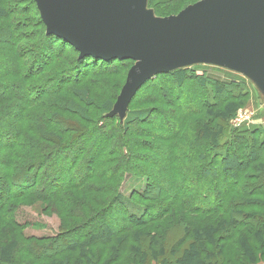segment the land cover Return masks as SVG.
<instances>
[{"label":"rangeland","instance_id":"obj_1","mask_svg":"<svg viewBox=\"0 0 264 264\" xmlns=\"http://www.w3.org/2000/svg\"><path fill=\"white\" fill-rule=\"evenodd\" d=\"M32 1L33 0H13L11 6L8 7L9 4L5 7L2 6L4 8L8 7L12 16V21L10 19L7 21H0V28H8L11 25L18 24L19 29L17 30V34L20 36L21 41L13 45L12 49L8 48L10 47L6 44L8 41L1 42L0 48L6 56H15L14 60L19 62L23 68L22 71L26 70V72H29V68L36 60L37 54L45 55V59L48 57L47 62L43 65L44 67L36 72L34 70V72L32 71L35 75L32 76V79L29 80L27 84H30L34 92L33 96L39 98L35 102V107H32L33 110L31 109V113L37 122L35 128H37V131L40 133L39 136H42L44 133L52 134L50 136V141H44L43 143L39 141L38 144L41 147L40 152L42 153L37 156L45 155L49 151L59 154L57 156L53 154V158L49 156L45 157L42 163L43 170L39 174L40 178L38 179V181H40L38 186L39 190H34L27 194V196L12 203L14 206L12 210L13 213L8 216H10L9 219H12L18 226L15 232L8 222H4L0 225V238H4V242H8V244H3V247L1 246L2 250H4V254L12 255L14 246L21 241L20 236L26 239L31 237L34 239H42L46 237L55 238L58 234L62 233L63 235L59 242L60 245L65 244L66 240L64 238L68 239L72 236V229L87 219L84 215L89 216L91 215L90 212L100 210L99 206L98 208L93 206V211L81 213L80 208L83 207L82 199L84 197H95L96 201L101 205L109 196H114L117 189H119V192L128 202L125 208L126 214L131 217L132 215L141 217L140 215L144 212V207H146V205L159 204L161 201H165L166 205H168L169 203L166 200V195L160 198L156 196V199L147 202L138 201V195L144 192L146 183H151V181L142 176L145 171L151 172L153 184L157 183V185H159L164 182V180L168 183L174 181V178H172L174 174V172H172L173 167L168 166L169 164L166 163L167 161L164 159L166 156L165 152H167L165 149L170 146L171 149L178 147L176 146V140L180 139L181 136L176 135L174 137L176 139H169L164 145L165 149L156 147L152 150L151 147L163 144L160 142L158 143L156 140L159 135L161 138L163 136L164 138H171L170 135L179 130H182L180 133L184 132L183 130H189L188 133L190 138L196 137L198 139L203 135H210L209 131L214 132L216 128L215 125L219 122L223 125L224 129L219 128L215 131L216 133L214 136L211 135L213 136L211 137V141H213L211 151L207 154L205 153L206 150H204L203 152L205 155H203V159L199 158V153L190 152L192 156L191 159L189 157L190 162L184 164L185 168L182 169V171H189V174L187 173V181L190 179L193 180L194 174L203 171V168L211 172L212 170H217V176L213 178H203V180L199 178V180H196L200 182L201 186L199 189L201 191L194 194V199H190L189 207H186L187 209H185L184 206L179 208L180 205L177 203L167 211L164 210V217H162L159 222L152 225L153 227L151 229L147 227L148 229L146 228L144 230H154L158 236L167 226L174 227L181 224L189 227V229L192 228L194 232V228L196 230V227H199V222L201 221L203 222V227L223 228L226 224L220 219L218 220L219 216L211 217L206 214H204V216H198V214L193 213V205L200 199L199 196L204 193L211 198V193L216 192L218 196V194H222L230 189V191L233 192L228 195L227 199L241 205V207L233 211H228V213L235 214V220L237 222V225L232 228L233 232L231 230V233L235 234L239 232L240 234L236 233L234 236L230 237L226 234L227 239L230 240H226L223 243H221V240L225 235L222 238L220 237L218 246L214 240L219 236L215 235L212 242H209L211 244V250L214 245L219 248L221 246L222 252H224L222 254L226 257L225 261L230 258L233 259L232 255L230 257L227 250L238 246L245 252L240 254L243 262L261 257L256 250L260 244H264V227L261 234L250 231L252 228L255 229L253 227V223L255 222L254 215L264 214V185L262 184V182H264V176L258 174L264 171V91L261 84H258L246 72H242L236 68L203 62L186 65V67L172 71L181 72L178 75H181L182 78L173 77L172 79L168 78L163 80L161 77L155 81V78L160 75L157 74L155 77L148 80L151 82L148 86L144 85L148 82L146 81L136 92L126 110V113L129 110H152L154 113L152 112L153 115L148 121L149 123H144V125L131 124L128 128L129 130L123 132L121 127L126 113L124 118H120L118 115L113 116L111 114L112 111L104 116H100L98 115L99 110L97 106L107 102L113 104V107L115 106L116 99L124 87L126 74H128V66H130L129 63L99 64L96 66L88 63L79 64L77 58L72 52H69L67 48L63 47V45L59 44L56 40L52 41L46 38L44 28L39 25L38 17L32 12ZM199 1L201 0H147L146 10L153 13L155 18H166L170 17V15H178L184 8L198 3ZM4 12L5 10L2 12V8L0 7L1 18H4ZM12 41L10 40V42ZM16 46L22 57L17 55ZM29 64H31L30 67ZM6 70L7 69H1L0 72ZM186 70L191 71L194 79L188 78L189 80H184L183 76H185V74L183 72H186ZM2 78L3 77L0 76V81L2 82H5V80L17 81L16 77L13 79L1 80ZM205 80H210L211 82H206ZM212 83H214V85ZM1 84L0 82V92H3ZM220 84L227 87H222ZM159 87L163 88V91H161ZM170 87H172L171 90ZM211 89L213 95L215 93L219 94V96H215V98L219 101H223L213 108H211L212 106L207 107L205 105L206 102L210 104L214 103ZM75 90L86 91L87 97L93 102V105L84 106L83 103L74 97ZM174 99H176L177 102H175ZM71 102L76 103L79 107L85 108L86 116L89 118L88 121H83L66 110V107ZM16 112H18L16 109L11 111V116L14 117ZM232 115L233 118H231L229 125L226 124V120ZM246 116L250 121L239 131L244 133L256 131L259 136L254 137L246 134L244 135V139L238 136L230 137V135H228V126L232 128L231 121L234 118H236L235 120H239ZM58 117H60V119H58ZM47 118L49 119L48 122L46 121ZM15 121L16 119L10 121V123L14 126V124L16 125ZM161 122H163V127L158 128ZM44 124H46V126ZM67 125L70 127L78 126L79 129L82 128L84 131L78 134H75L73 131L72 133H66L63 130L68 128ZM225 126H227V128ZM115 134L117 137L108 141L106 144L114 146L117 143L114 147L118 156H107L109 149H111L110 146H106L105 149L103 148V151L100 152L101 154L98 155L97 148L99 147V142L100 144L104 141L107 142L109 136H115ZM177 134H179V132ZM177 142L180 143L181 141L177 140ZM173 144L174 146H172ZM252 144L253 149L250 148ZM62 148L66 149L60 151ZM223 152L224 154L227 153L229 156H231L232 153L239 155L245 170L236 172L232 174V176H225L222 170H220V157L217 154ZM125 154L128 155L124 156ZM152 154H154V157H152ZM37 156L29 159V161L27 157L24 159L20 158L17 160V165L20 167V163L23 161L26 166L31 160H37ZM78 157H81L82 160H78L75 163V167L71 168L69 172L72 177L71 181L76 180L75 177H80L82 173H87L85 170L96 168L95 170L98 171L109 170L111 172L119 169V172H122L124 175L122 177L125 178L124 182L121 181L120 185L118 183L119 186L114 184V194H107L106 196L96 194L97 189L103 187L106 189V187L100 185V179L95 178L89 181L90 186L88 189L91 192H87L86 194L83 191L86 189L82 187L83 189L64 190L55 197H46L45 195L48 192L47 186L49 185L51 174L53 173V177H57L59 171H63L64 173L70 168L69 164L74 161L73 159H77ZM62 159L67 160V162L65 163ZM93 162H97V166L93 167ZM88 166H91V169ZM166 169H169L167 179L161 177ZM174 170H179V168ZM98 171H95V173H98ZM182 171L181 173H183ZM254 174L259 176L252 179L250 175ZM68 179L69 177L64 176L62 179H59L58 184L60 185L61 183L67 182ZM98 186H100V188H98ZM132 193H135V195H132ZM213 196L214 195H212V197ZM129 197L131 200H129ZM190 197H193V195L189 194L186 198ZM136 201H138L140 205ZM118 210L119 216L123 218L124 216ZM153 212H155V210H153ZM179 215L182 217H179ZM77 216H81V218L78 219ZM113 216L116 217L115 212L108 217L112 218ZM118 224H120L119 221L115 227H117ZM154 226L157 228L154 229ZM174 231H176L175 228H173L171 232L173 233ZM210 232L211 231H209L208 234H210ZM228 232L230 233V231ZM162 243L159 242L160 245H157L156 249L162 250V247H164ZM73 246L74 245L71 244L65 247L64 249L66 252L62 251L58 253L55 260L60 261L64 256H70L68 251L69 248H73ZM107 248L108 251L104 252H102L103 246L100 245H95L90 249L92 255H96V253L101 254L100 264H105L107 259L111 258V253L109 251L114 248V245H110ZM50 253L52 254V252ZM75 255L70 256V258L72 257L70 260L72 261L71 264H74ZM160 256L161 253L154 255L152 258L156 259V257L159 258ZM126 258L127 256L123 255L113 264H139V261H128ZM196 261L195 258H190L189 255L185 254L181 264H196ZM151 264L162 263L153 261ZM250 264H264V260L259 259L257 263L254 262Z\"/></svg>","mask_w":264,"mask_h":264},{"label":"trees","instance_id":"obj_2","mask_svg":"<svg viewBox=\"0 0 264 264\" xmlns=\"http://www.w3.org/2000/svg\"><path fill=\"white\" fill-rule=\"evenodd\" d=\"M12 2L13 0H0V7L2 8V12L5 10L4 18L0 17V21H7L9 19L12 21L11 13L8 10V7L11 6ZM7 5L8 7L4 8ZM32 5V12L35 14V16L38 17L39 25L45 30V27L38 14L35 1H32ZM18 26L19 25L17 24L11 25L8 28H0V43L8 41L6 44L10 46L8 47L9 49H12L13 45L18 44L21 41L20 36L17 34V30L19 29ZM45 33L46 30L44 31V34ZM45 36L47 39H50L52 41H58V43L67 48L69 52H72L73 55L77 58V62L79 64L88 63L96 66L99 64L107 65L114 63H129L130 66H128V69L133 65V62L130 60H113V62H107L100 58L94 59L87 56L81 59L79 58L78 52L75 51V49L71 45L69 46L57 37L47 36L46 34ZM10 40L13 41L10 42ZM16 50L18 53L17 55L19 57H22V55L20 56V51L19 49H17V46ZM14 58L15 56L13 55L6 56L0 48V71L1 69H7L6 71L0 72V76L3 77L1 80L13 79L15 77L17 78V81H0L2 83L1 89H3V92H0V225H2V223L4 222H8L11 225L12 229L16 232L18 224L16 225L15 222L12 221V219H9L10 216H8L9 214L13 213L12 210L14 206L12 205V203L24 196H27V194L33 192L34 190H39L38 186L40 184V181H38V179L40 178L39 174L43 170L42 163L45 157L49 156L50 158H53V154L54 156H57L59 153L49 151L45 155L39 157L37 156L42 153L40 152L41 147L38 144L39 141H42V143L44 141H50V136L52 134L44 133L42 136H39L40 133L37 131V128H35V124H37V122L35 120V117L31 113V109L33 110L32 107H35V102L39 98L33 96L34 92L30 87V84H27L29 83V80L32 79V76L35 75L33 74V72H36L44 67L43 65H45V62H47L48 57L47 59H45V55L37 54L35 58L36 60L33 62L32 66L31 64H29V67L31 66L29 68V72H26V70L22 71L23 68L21 67L20 63L14 60ZM179 73L181 72L160 73V75L155 78V81L161 77L163 78V80H166L168 78L172 79L173 77H181V75H178ZM183 73L185 74V76H183L184 80L188 78L194 79L191 71L186 70V72ZM205 81L209 82L210 80ZM150 83L151 82L148 81L144 85L148 86V84ZM212 84L214 85V83ZM221 86L227 87L225 85ZM172 87H170V90L172 89ZM159 89L163 91V88L159 87ZM211 95L214 103L210 104L209 102H206L205 105L207 107L212 106L211 108H213L223 102L215 98V96H219V94L215 93L213 95L212 89ZM74 97L78 101L83 103L84 106L93 105V102L88 99L86 91L75 90ZM174 100L175 102H177L176 99ZM97 108L99 110L98 115L104 116L112 111L113 104L107 102L101 104L100 106H97ZM14 109L18 110V112H16L13 117L11 116V111H13ZM66 110L70 114L79 117L83 121L89 120L88 116H86L85 108L79 107V105L74 102H71L66 107ZM152 112L153 111L150 109L137 111L129 110L126 113V117L122 123L121 129H123L124 132L126 130H129L128 128L131 124L144 125V123H149L148 121L153 115ZM231 118H233V115L226 120V124L229 125ZM14 119H16V125L14 124L13 126L10 121H14ZM58 119H60V117H58ZM46 121L48 122L49 119L47 118ZM44 125L46 126V124ZM67 127L68 128H65L63 130L66 133H72L73 131L75 132V134H78L84 131L82 130V128L79 129L78 126L70 127L67 125ZM159 127H163V122L159 124L158 128ZM215 127V131H217L219 128L224 129L223 125H221L219 122L216 123ZM225 127L227 128V126ZM180 131L182 130H179L175 133L173 132V134L170 135L171 138H164V136L161 138L159 135L156 140L158 143L160 142L163 144L151 147L152 150L156 147L165 149L164 145L169 141V139H176L174 138L176 135L181 136L180 139L177 140H180L183 143H178L176 140V146L178 147L171 149L170 146L165 149V151L167 152H165L166 156L164 157V159L167 161L166 163L169 164L168 166L173 167L172 172H174V174L172 178H174V181L170 182L169 180L170 183H168L164 180L165 183H158L159 185H157V183L153 184L151 172L145 171L143 172L144 174H142V176L147 178L149 181H151L152 185H156L157 187L152 186L151 183L148 182L146 183V189L144 190V192L138 195V201L140 200V202L152 201L156 199V196L157 198H160L161 196L166 195V200L169 203L168 205H166L165 201H161L159 204L155 205H146V207H144V212H142V214L140 215L141 217L136 215H132V217L130 215L128 216L125 209L128 202L119 192V189H117L116 193L114 194L115 187H113L114 184H117L116 186H119L121 181L124 182L125 178H122L124 176L123 173L119 172V169H116V171L112 172L109 170L98 171L95 170L96 168L91 169V166H88L91 170H85L87 171V173H82L80 177H75L76 180L71 181L72 177L69 174L71 168L75 167V163L78 160H82L81 157H78L77 159H73L74 161L69 164L70 168L64 173L63 171H59V175L57 177H53V173L51 174L52 176L50 178L49 185L47 186L48 192L45 196L55 197L62 193L64 190H73L77 188H85L86 190L83 191L86 194L87 192H91L88 189V187L90 186L89 181L95 178L100 179V185L106 187V189L104 187L103 189L98 186V188L100 189L96 190V194L106 196L107 194L113 193L114 196H109V198L107 200H104L101 205H99L95 197H84L82 199L83 207L80 208L81 213L93 211V206H96V208H98L99 206L100 210L96 212H90L91 215L89 216L84 215V217H87V219L84 222L80 223V225L75 226V228L72 229V236H70L68 239L64 238L66 240L65 244L60 245L59 242L60 238L63 235L62 233L58 234L55 238L46 237L42 239H34L33 237L26 239L23 236H20L21 241H19L18 244L14 246L12 255H6L4 254V250H2L1 246L3 247V244H8V242H4V238H0V264H71L72 261L70 260L72 257L70 258V256H74L75 254L77 255V257L75 255L74 264H100V258L102 257L101 254H91L90 249H92L95 245L103 246L102 252L108 251L107 247H109L110 245H114V248L109 251L111 253V258H108L105 264H113L123 255L127 256L126 259H128V261L136 260L139 261V264H151V262L153 261H159L162 264H181V261L185 257V254L189 255L190 258H195L197 260L196 264H250L254 262L257 263L259 259L264 260V244H260L256 250L257 252H259L258 254L261 257H257L256 259L250 261L246 260V262H243L242 257H240V254H243L245 252L242 251V248H240L239 246L227 250L230 257L231 255L233 257V259L230 258L227 261H225L226 257H224L222 254L224 252H222L221 246L220 248L217 247L219 245L220 237L222 238L225 235V237L221 240V243H223L226 240H230L227 239V236L230 237L234 236L236 233H239H231L232 228L237 225V222L235 220V214L228 213V211H233L234 209L241 207V205L233 202L230 199H227L228 195L233 192L230 191V189L222 194H218V196L216 195V192L211 193L212 195H214L213 197L211 195V198H209V196L204 193L199 196L200 199L198 201L196 200V204L193 205V213L198 214V216H204V214L211 217L219 216L218 220L220 219L223 223L226 224L225 226H223V228L206 226L203 227V222L201 221L199 222V227H196V230L194 228V232L192 228L189 229V227L181 224H178L174 227L167 226L158 236L154 230H150L153 227L152 225H154L156 222H159L161 218L164 217L163 214H165V211L170 209L173 205L179 203V208L184 206L185 209H187L186 207H189V202L191 201L190 199H194V194H197V192L201 191L199 189V187L201 186L200 182H197L196 180H199V178L203 180V178H213L217 176V170H212L211 172L206 168H203V171H199L198 173L194 174L193 180L190 179L189 181H187L189 171H182V169L185 168L184 164L190 162V159L192 157L191 153L197 152L199 153V158L203 159V155H205L203 151L206 150L205 153L207 154L211 151L213 142L211 141V137H213L216 132L209 131L210 135H203L202 137L197 139L196 137H189V130H183L184 132L181 133ZM178 132L179 134H177ZM246 134L248 136L254 137L259 136L256 131L244 133L237 129H232L228 126V135H230V137L238 136L244 139V135ZM110 136L109 139H107V142L104 141L101 144L99 142V147L97 148L98 155L101 154L100 152L103 151V148L105 149L106 146H110L111 149H109V153H107V156H118V153L116 152V149L114 147L117 145V143L114 146L106 144L108 143V141L116 138L117 135L115 134V136ZM172 146H174V144ZM250 148L253 149V144L250 145ZM65 149L66 148H62L60 151H63ZM217 154L220 157V170H222L225 176H232V174L236 172L245 170L243 168V164L239 155L232 153V155L229 156L227 155V153L224 154V152L221 154ZM127 155L128 154H125L124 156ZM152 155V157H154V154ZM34 156H37V160H31L28 165L25 166V163L23 161L20 163V167L17 165L18 159H24L25 157H27L29 161V159L34 158ZM63 161L65 163L67 162V160ZM97 164V162L92 163L93 167L97 166ZM176 168H179V170H174ZM180 170L183 173H181ZM95 171H98V173H95ZM168 174L169 169H166L165 173L161 175V177L167 179ZM258 174H260V176H264V171ZM64 176L69 177L68 181L59 185V179H62ZM250 176L253 179L257 178V176L259 175L254 174ZM262 184L264 185V182H262ZM189 194L193 195V197L186 198ZM132 195H135V193H132ZM129 200H131L130 197ZM223 200L225 203L223 202ZM138 201L136 202L140 205ZM117 210L124 216L123 218L122 216H119L120 214L117 212ZM153 210H155V212H153ZM114 212L115 216H118L117 219L114 216L112 218H109L108 216ZM181 215H179V217H182ZM79 218H81V216L78 217V219ZM254 218L255 222L253 223V227L255 229L252 228L250 231H255L257 234H261L264 227V214H255ZM118 221L120 224L115 227ZM147 227H149L150 229L145 231L144 229H146ZM155 228L157 227L154 226V229ZM173 228H175L176 231L172 233L171 231H173ZM209 231H211L210 234H208ZM228 231H230V233ZM215 235L219 236L214 240L215 243H217V246L214 245L211 250L210 243L212 242V239ZM159 242H163L162 244L164 245V247H162V250L156 249V246L160 245ZM71 244H73L74 246L73 248H69L68 252L70 256H64V258H62L60 261H56L55 259L57 257V254L61 253L62 251L66 252L64 248L68 247ZM50 252H52V254ZM159 253H161V256L159 258H152L154 257V255H158ZM4 258H6L7 260Z\"/></svg>","mask_w":264,"mask_h":264},{"label":"water","instance_id":"obj_3","mask_svg":"<svg viewBox=\"0 0 264 264\" xmlns=\"http://www.w3.org/2000/svg\"><path fill=\"white\" fill-rule=\"evenodd\" d=\"M46 35L107 62L132 61L112 115L125 117L149 79L212 63L249 74L264 91V0H201L155 18L147 0H33Z\"/></svg>","mask_w":264,"mask_h":264},{"label":"built area","instance_id":"obj_4","mask_svg":"<svg viewBox=\"0 0 264 264\" xmlns=\"http://www.w3.org/2000/svg\"><path fill=\"white\" fill-rule=\"evenodd\" d=\"M236 118H234L232 121H231V127L233 129H237V130H240L242 129L245 124H247L250 120H248V117L246 116L245 118H241L239 120H235Z\"/></svg>","mask_w":264,"mask_h":264}]
</instances>
